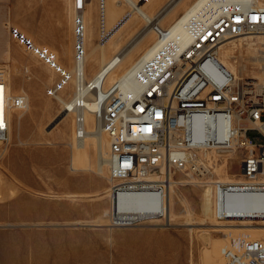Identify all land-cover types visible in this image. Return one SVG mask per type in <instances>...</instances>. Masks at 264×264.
I'll list each match as a JSON object with an SVG mask.
<instances>
[{
  "label": "rangeland",
  "instance_id": "obj_1",
  "mask_svg": "<svg viewBox=\"0 0 264 264\" xmlns=\"http://www.w3.org/2000/svg\"><path fill=\"white\" fill-rule=\"evenodd\" d=\"M103 1L101 14L100 0H85L91 46L98 44L102 34L109 32L126 14H131L132 19L136 17L122 2ZM167 1L149 0L146 8L155 14ZM73 3L74 0H0V67L7 69L5 74L10 82L11 95L27 94L29 107L21 119L17 113L13 114L10 142L6 148L0 145V152L7 150L0 160V242L38 243L36 254L45 252L49 243L61 242L74 249V252L64 250L61 253L75 264H204L203 254L209 241L205 238L206 233L200 230L210 231L215 238L219 233L213 225L236 223L215 220L211 210L214 201L210 182L232 179L241 182L239 155L228 159L227 175L215 171L220 164L214 167L213 175L206 181L192 175L190 178L186 173L173 175L176 181L191 182L175 187L178 197H185L191 207V225H184L187 217L177 197L171 193L172 227H159L154 223L126 228L107 227L105 215L109 213L110 198L109 193L104 192L120 180L111 181L106 169L102 174L94 169L85 172L71 170L74 117L68 116L61 121L62 106L50 95L62 75L27 51L9 33L10 28H15L33 46L48 48L55 55L56 64L68 70L73 65L76 42ZM141 25L142 21L132 20L128 28H121L119 37L106 41V59L122 50ZM259 37L253 35L233 43L237 47L239 43L254 42V39L257 42ZM235 51L240 62L237 68H244L242 77H258L259 69L250 61L246 50H242L245 61L239 60L240 50L236 48ZM100 53L98 47L85 68L98 66ZM140 53H135L132 60ZM72 93L73 86L69 83L59 90L64 99H69ZM249 137L254 143L261 142L255 132L249 133ZM207 207L208 212L205 211ZM98 223L103 226L97 227L95 224ZM7 224L11 227H6ZM25 253L28 260L30 251ZM18 254L20 252L11 249L0 250V264H26L16 258ZM53 260L55 257L50 259Z\"/></svg>",
  "mask_w": 264,
  "mask_h": 264
},
{
  "label": "built area",
  "instance_id": "obj_2",
  "mask_svg": "<svg viewBox=\"0 0 264 264\" xmlns=\"http://www.w3.org/2000/svg\"><path fill=\"white\" fill-rule=\"evenodd\" d=\"M147 1L133 0V7ZM199 2L181 17L177 33L172 29L178 22L163 28L155 19L147 20L155 42L149 54L130 69L131 78L141 88L140 97L118 96L112 85L106 90L92 87L98 104L94 115L109 138L110 176L120 180L110 188L108 221L112 228L137 227L155 219L166 222L168 176L206 174L208 152L237 153L245 180L214 183L215 219L220 223L264 219V92H255L253 80L237 79L219 57L226 42L264 36V0ZM203 6H212V15H203ZM9 33L44 64L57 68L48 48L33 46L15 28ZM124 48L117 60L107 64L110 70L121 63ZM6 85L0 67L2 144L8 142L9 110L25 106L23 98L6 95ZM55 91L52 87L51 96ZM251 132L260 143L252 141ZM147 174L159 178L144 181ZM118 192L130 193L127 203L141 211H121L114 198ZM222 255L224 264H264L260 237L237 238V243L222 249Z\"/></svg>",
  "mask_w": 264,
  "mask_h": 264
},
{
  "label": "bare ground",
  "instance_id": "obj_3",
  "mask_svg": "<svg viewBox=\"0 0 264 264\" xmlns=\"http://www.w3.org/2000/svg\"><path fill=\"white\" fill-rule=\"evenodd\" d=\"M117 1L119 3L122 2L125 5H127L131 9V13L135 14L136 17L132 19L129 17L131 14H126L118 23L115 24L114 27H112V29L109 32H104L102 34L98 44H96L95 46H91L88 40L89 27H88L87 20H86L85 0H74V3H73L74 24L73 25H74V31H75V36H76V42H75V54L73 58V65L68 70H64L58 65H57V68H54L58 73L62 75V78L55 85L56 91L52 95V97L62 106L60 120L63 121L68 116L74 117V124H73L74 127H72L73 132L71 130L72 141L70 144V149L72 151L71 170H73V172L74 171L85 172V171H90L94 169L95 172L102 174L103 170L106 169L109 174L108 177L110 178L111 181L113 180L111 179V176H110L109 138L107 134L102 131L101 124L99 120L96 118V116L94 115V112H96L98 108V104L96 102V98L94 99L92 87L93 88L98 87L101 90H106L112 85V90L114 92H117L118 96H131L132 95L133 97H140L141 88L140 86H137L135 81L131 78L130 69L141 56H147L149 54V48L155 42V35L151 31V29L146 26L147 20L155 19V21H157L159 25L163 28H170L172 27L174 23L178 22V24H176L175 27H173L172 29L174 33H177V31L180 28V24L182 22L181 17L187 14L189 10L194 9V7L198 6L200 3L199 2L200 0H194V1L192 0H168L164 6L158 9L155 12V14H153L152 13L153 10H147L146 8L147 7L146 4L148 1L144 4L137 5L136 7H133V4H134L133 0H117ZM189 2H192V3H189ZM103 9H104V1H103ZM203 15H212V6H203ZM132 20L133 21L140 20L143 22V25H141L142 26L141 29L136 33L133 39L129 41V43L125 46V48L123 47L125 50L123 53V58L121 60V63L117 65L115 68L110 70L109 65L107 64L109 63L110 60H117L118 52L112 57L106 59L105 51H104V44L111 37L112 38L119 37V34H121L122 32L121 28L123 26L126 28ZM151 33L153 34L154 37L151 35ZM257 40L258 41L256 42L254 39V42L249 41L246 44L239 43L237 47L235 45L236 43H233V41L235 40L226 42L220 47L219 57H220V61L236 75L237 79L242 80V81L253 80L254 82H252V84L254 85L255 92H264V36H260L259 39ZM229 43L230 45H228ZM98 47H99V51L101 52L100 60L98 63V68H97L98 70L91 77H89L87 75L88 73L86 74V71H85L86 62H88L90 59L94 57L96 49ZM236 48L240 50L239 56H238L240 58L239 60L245 61V59L243 58L244 52L242 51L243 49H245L246 50L245 52H247L246 55H248V58L251 59V60L250 59L248 60L253 61V63L257 64V65L255 64V66L259 69V73H260L258 77H255V76L242 77V74H243L242 72L244 71V68L240 67L238 69L236 66L238 63L237 61L238 59L236 58L237 56H235ZM140 51L141 53L137 57V59L132 60L135 53L140 52ZM259 54L261 55L263 54V56L258 57L257 55ZM7 68L9 67L7 66ZM5 69L4 71L7 70ZM67 83L73 86V93L69 99H64L60 96L59 90L63 88ZM90 85H93V86L90 87ZM6 95L11 98L12 97L23 98L25 100V106L21 108H12L9 110L8 142L7 144L0 143V145H2L4 148H6L10 142V137L12 134L13 114L17 113L19 119H21L23 116L22 113H24L25 111L29 109L27 94L25 95L24 93H19L16 95H11L10 82L8 83V81L6 85ZM1 107H2V100L0 96V110H1ZM78 132L81 133L80 136L78 135ZM59 139H62V137ZM6 151L7 150L5 149L1 150L0 160L4 157ZM236 154L237 153L230 152V153H221V154L216 155V152L215 153L208 152L205 155V160L207 162V165L205 167L206 174H203L199 178V175L197 174L195 175L192 172H187V173L181 172V173H186L185 175L190 178H192V176H195L198 180L206 181V179H208L209 176L213 175L214 167L220 164L219 165L220 168H217V170L215 171H217L218 172L217 174L219 175L220 174L227 175L228 174L227 168H228V162H229L228 159H232L234 155ZM175 174H170L168 176V179H169L168 180L169 182L168 195H167L168 196V200H167L168 211H167L166 222H164L161 219H155V220L145 222L144 224L154 223L156 226H159V227H172L170 223L171 222L170 218L173 216V212H172L170 198H171V193H173L177 197V200L180 202V206H182L185 216L187 217V220L184 223V225H191V222H189L190 220L189 216L192 213L191 207L188 204L187 199L185 197L179 198L175 191L176 185L184 184V183H191V182H187L185 180L176 181L172 178L173 175ZM238 176L241 178V182L237 181L236 179L229 180V182H220L218 180L211 181L210 184H211V192H212L213 198H214V195H213L214 183L216 182L242 183L245 181L242 173L239 172ZM157 178L159 177L156 174H147L144 181H148V182L156 181ZM113 184H111V186ZM110 188L107 189L104 193L108 192L109 193L108 196L111 199L112 195L110 193ZM129 194L130 193L124 194L122 192H118L117 196L114 195V198H116L117 200L118 208L121 211H124L126 213H137L141 211L140 208H138L137 206H134L132 203L131 204L127 203L129 198L132 196ZM70 197H73V196H70ZM208 210H209V207L205 209L206 212H208ZM211 210L214 215L213 209ZM105 216L107 218L106 226L110 227L109 221H108L109 213L106 214ZM258 222L262 224H256ZM95 225L97 227L103 226V224L101 223H98ZM5 226L11 227L10 224H7ZM213 226L215 227L214 230L219 233V235L215 238H212V234H210V231L200 230V228H198L200 231H202V233L203 232L206 233L205 238L209 241V246L207 250L204 251V254H203L204 264H224L222 249L224 247H231L233 243H237V238L247 237L248 239L253 240V239H257L260 237V244L264 248V219L255 220V221L247 220V221L236 222L235 224L213 225ZM37 244L38 243L25 244L23 242L10 243L8 240H5V241L0 242V250H4V249L10 250L11 249L16 252H20V254L16 256V258L22 259L23 261H25L26 264H75L73 260H72V263H70L68 259L66 258L67 256L62 255L61 253L64 250L65 251L69 250L70 252H74V249L71 246L68 248L66 245H64V243L53 242V243H49L45 252L36 254L35 252L37 250V246H38ZM27 250L30 251V257L28 260L26 258V253H25ZM58 253H61V254H58ZM52 257H55V260L50 261Z\"/></svg>",
  "mask_w": 264,
  "mask_h": 264
},
{
  "label": "crops",
  "instance_id": "obj_4",
  "mask_svg": "<svg viewBox=\"0 0 264 264\" xmlns=\"http://www.w3.org/2000/svg\"><path fill=\"white\" fill-rule=\"evenodd\" d=\"M97 68L98 66H94L93 68L91 67L85 68L86 72L88 73L87 75L91 77L98 70Z\"/></svg>",
  "mask_w": 264,
  "mask_h": 264
}]
</instances>
